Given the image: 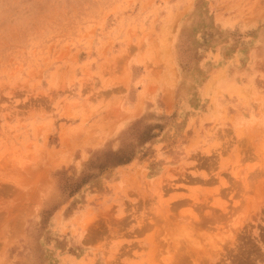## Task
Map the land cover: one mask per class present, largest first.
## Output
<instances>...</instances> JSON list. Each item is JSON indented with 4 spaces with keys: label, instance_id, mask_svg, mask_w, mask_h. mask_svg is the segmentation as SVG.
<instances>
[{
    "label": "rangeland",
    "instance_id": "obj_1",
    "mask_svg": "<svg viewBox=\"0 0 264 264\" xmlns=\"http://www.w3.org/2000/svg\"><path fill=\"white\" fill-rule=\"evenodd\" d=\"M0 264H264V0H0Z\"/></svg>",
    "mask_w": 264,
    "mask_h": 264
}]
</instances>
